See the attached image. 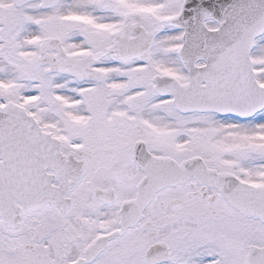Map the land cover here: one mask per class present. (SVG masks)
I'll return each mask as SVG.
<instances>
[{"label":"snow or ice","instance_id":"snow-or-ice-1","mask_svg":"<svg viewBox=\"0 0 264 264\" xmlns=\"http://www.w3.org/2000/svg\"><path fill=\"white\" fill-rule=\"evenodd\" d=\"M0 264H264V0H0Z\"/></svg>","mask_w":264,"mask_h":264}]
</instances>
